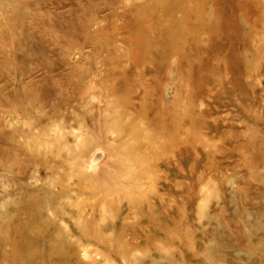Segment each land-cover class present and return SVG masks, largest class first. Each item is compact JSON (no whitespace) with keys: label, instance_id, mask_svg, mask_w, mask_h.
<instances>
[{"label":"rangeland","instance_id":"rangeland-1","mask_svg":"<svg viewBox=\"0 0 264 264\" xmlns=\"http://www.w3.org/2000/svg\"><path fill=\"white\" fill-rule=\"evenodd\" d=\"M0 264H264V0H0Z\"/></svg>","mask_w":264,"mask_h":264}]
</instances>
